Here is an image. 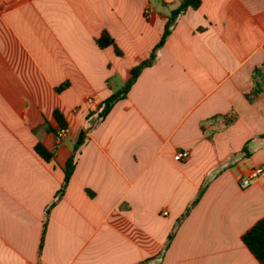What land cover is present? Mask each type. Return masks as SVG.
<instances>
[{"label": "crops", "instance_id": "0c3cea01", "mask_svg": "<svg viewBox=\"0 0 264 264\" xmlns=\"http://www.w3.org/2000/svg\"><path fill=\"white\" fill-rule=\"evenodd\" d=\"M179 4L0 0V264H259L241 237L264 217V180H241L264 166V0L182 12L153 64L99 115ZM102 31L120 56L96 45ZM54 110L70 147L54 142Z\"/></svg>", "mask_w": 264, "mask_h": 264}, {"label": "trees", "instance_id": "16d2710c", "mask_svg": "<svg viewBox=\"0 0 264 264\" xmlns=\"http://www.w3.org/2000/svg\"><path fill=\"white\" fill-rule=\"evenodd\" d=\"M199 5H200V0H180V4L175 9L170 10L168 16L166 17V23L164 26L163 34H162L159 42L153 48L150 56L146 60L140 62L138 65L132 67L129 71L130 77H129L128 81L124 84L122 89L119 92L112 94L109 98H107L104 101L102 110L99 114L100 118H104L108 114L111 107L114 105V103H116V101L125 97V95L129 91V89L131 88L132 84L135 82L136 78L139 76L142 69H144L146 67H150L153 64V62L155 60V56H156V51L160 47H162L164 41L166 40V38L170 34L171 28L173 27L176 18L182 12H184L187 9L196 10L199 7ZM95 43L100 49L112 47L116 55L120 56L122 54L121 51L116 46L115 41L113 40V38L109 35V33L107 31H102L100 33V35L98 36V38H96ZM67 86H68L67 83L61 84L58 88H56V92L59 93V92L63 91L64 89H66ZM256 94H257V91L253 90L252 93L250 95H248L247 97L251 98L252 96L253 97L256 96ZM53 117H54L58 127L63 128V127L67 126V123L64 120V117L62 116V114L58 110H54ZM224 119L226 120L225 123L229 124L235 120V116L234 115L226 116V117H224ZM49 131L53 132V130H51V129H49ZM202 131H203V126H202ZM83 136H84V133L81 132L78 136V139H77L75 145H74V148H73V151H72L70 157L67 159V161H66V163L62 169V171H63V182H62L61 188L56 193L54 202L51 204V206L46 211V218L43 222V230H42L41 242H40V248L39 249H41L42 243H43V237H44L45 228H46V224H47L48 212H49L50 208L52 206H54L55 203L64 194L66 186L70 180V177H71L73 170H74V167H75V160H74L75 153H76L77 149L79 148V146L83 143ZM34 151L45 162H51L54 160V157H55L54 153L52 151H49L48 149H46L40 143L35 145ZM194 204H195V202L192 204V206ZM189 209L190 208H188L185 211V213L182 215V217L180 218L178 223L187 216ZM171 238H172V235H170L168 237V242L171 240ZM241 241L245 245V247L248 249V251L252 254V256L259 262V264H264V217L261 218L260 220H258L250 229H248L242 235Z\"/></svg>", "mask_w": 264, "mask_h": 264}, {"label": "built area", "instance_id": "2783aa9c", "mask_svg": "<svg viewBox=\"0 0 264 264\" xmlns=\"http://www.w3.org/2000/svg\"><path fill=\"white\" fill-rule=\"evenodd\" d=\"M149 11L147 10L145 14L147 15ZM68 136V129L66 127H58L53 133V138L55 144H61ZM189 152L182 151L174 155L173 160L175 162H184L188 160ZM264 180V166L256 167L249 170L248 174L241 180V186L243 188L248 187L254 180Z\"/></svg>", "mask_w": 264, "mask_h": 264}, {"label": "rangeland", "instance_id": "374dc122", "mask_svg": "<svg viewBox=\"0 0 264 264\" xmlns=\"http://www.w3.org/2000/svg\"><path fill=\"white\" fill-rule=\"evenodd\" d=\"M145 14V13H144ZM147 16V15H146ZM64 145H66V146H71L72 145V141H71V139L70 138H67V139H65V141H64Z\"/></svg>", "mask_w": 264, "mask_h": 264}]
</instances>
